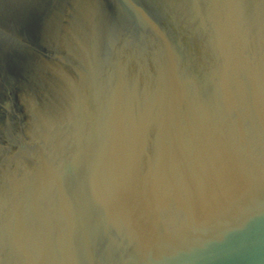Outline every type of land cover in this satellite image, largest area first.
Here are the masks:
<instances>
[{"label": "water", "instance_id": "95a60500", "mask_svg": "<svg viewBox=\"0 0 264 264\" xmlns=\"http://www.w3.org/2000/svg\"><path fill=\"white\" fill-rule=\"evenodd\" d=\"M0 264H264V0H0Z\"/></svg>", "mask_w": 264, "mask_h": 264}, {"label": "snow or ice", "instance_id": "6c2138e0", "mask_svg": "<svg viewBox=\"0 0 264 264\" xmlns=\"http://www.w3.org/2000/svg\"><path fill=\"white\" fill-rule=\"evenodd\" d=\"M6 43L10 44L11 42L6 40L4 37H0V47H3Z\"/></svg>", "mask_w": 264, "mask_h": 264}]
</instances>
